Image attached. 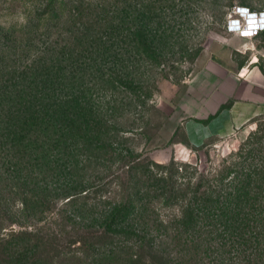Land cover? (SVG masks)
I'll use <instances>...</instances> for the list:
<instances>
[{"label": "rangeland", "instance_id": "rangeland-1", "mask_svg": "<svg viewBox=\"0 0 264 264\" xmlns=\"http://www.w3.org/2000/svg\"><path fill=\"white\" fill-rule=\"evenodd\" d=\"M81 1L85 19L91 17L93 21V37L90 43H76L73 49H65L61 63L64 82L59 89L63 99L77 96L78 102L88 103L90 119H94L87 133L95 146L81 154L80 166H85L79 172L87 192L80 202L88 204L89 209L79 212L72 205L65 206V199L60 197L55 204L43 208L44 213L22 216V204L16 200L12 202V213L0 218V238L14 230L28 231L41 237L40 251L58 246L60 254H54L62 257L77 251L79 243L73 241L96 224V217L102 219L135 189L157 188L155 179L162 175L172 176L173 184L150 192L148 198H135L139 204L151 207L143 216L152 229L159 223L170 226L169 221L178 220L186 208H201L198 190L211 185L217 197L216 192L233 190L225 183L234 174L245 179L250 173L255 181L248 187V201L241 199L237 209L238 238L234 248L219 250L217 244L205 261L212 264L217 259L220 264L223 254L237 264H264V116L219 137L200 131L197 138L202 142L214 135L201 148L184 143V125L191 121L184 98L190 80L201 69L215 64L237 68L257 59L254 53L264 65V48L259 46L264 40L256 37L254 43L247 41L244 45L252 52H239L237 43H233L235 34L227 30L236 6L264 10V0ZM46 2L0 0V25L5 29L13 26L20 35L31 19L39 23V32L30 34L36 44L35 54L43 51L51 39L49 32H43L45 21L37 20ZM230 168L236 172L228 174L220 186L216 180H221ZM72 177L68 169L62 176L50 179V184L56 186ZM169 187L176 190L172 197L164 191ZM78 216L85 222L80 223ZM196 218L214 219L215 215L199 212ZM134 226L138 227L136 223ZM160 233H165L163 228ZM136 240L131 232L119 234L115 243L131 245ZM19 253L16 251L17 257ZM66 258L71 264H79L72 255Z\"/></svg>", "mask_w": 264, "mask_h": 264}, {"label": "trees", "instance_id": "trees-1", "mask_svg": "<svg viewBox=\"0 0 264 264\" xmlns=\"http://www.w3.org/2000/svg\"><path fill=\"white\" fill-rule=\"evenodd\" d=\"M85 11L81 0H47L44 9L37 13V20L45 21L43 32H49L51 39L37 54L33 53L36 44L30 37L32 32H39L36 19L28 21L20 35L13 26L5 29L0 25V218L12 213V202L16 200L22 204V216L42 214L43 208L55 204L60 197L65 199V206L72 205L79 212L89 209L88 204L80 202L87 192L79 172L85 166H80L81 154L95 146L87 133L94 119H90L88 103L78 102L77 96L63 99L59 89L64 82L61 63L65 49H73L76 43H90L93 37V21L91 17L85 19ZM184 139L190 145L186 136ZM206 141L191 146L201 148ZM68 169L73 176L70 181L50 184V179L62 176ZM233 169L216 180L220 186L228 174L236 172ZM237 174L225 183L233 187L232 191L226 188L220 193L221 188L214 197L217 190L211 185L198 190L201 208H186L178 220L169 221L170 226L159 223L155 229L143 216L151 207L139 204L135 198H148L159 187L165 189L167 184H173V177L156 178L157 188H134L126 199L102 215V219L96 217V224L73 241L79 243L76 252L64 253L62 257L54 254H60L58 246L40 251L41 237L24 230L11 231L0 238V264H67L68 255L79 264H208L205 258L215 252L217 244L219 250L223 247L228 251L237 242V209L241 199L248 201V187L255 181L250 173L245 179H239ZM169 189L164 191L172 197L176 190ZM199 212L215 218L201 221L196 218ZM132 215L134 218L130 219ZM79 219L80 223L85 222L84 217ZM97 224L101 225L99 229ZM161 228L165 233H160ZM131 232L137 237L135 244L115 243L119 234ZM16 251H20L18 257ZM220 259V264H237L223 254ZM211 263L219 264L217 259Z\"/></svg>", "mask_w": 264, "mask_h": 264}, {"label": "crops", "instance_id": "crops-1", "mask_svg": "<svg viewBox=\"0 0 264 264\" xmlns=\"http://www.w3.org/2000/svg\"><path fill=\"white\" fill-rule=\"evenodd\" d=\"M234 37L237 39L235 41L234 38L233 43H237L239 52L249 50L251 53L252 48H247L244 43H254L257 38L263 41L264 32L257 38H245L236 34ZM259 46L264 48V44ZM254 56L257 59L233 69L210 65L201 69L190 80L184 98V105L189 112L187 116L191 120L184 125L189 146L202 142L197 138L200 131L205 134L213 132L219 137L238 131L250 120L264 116V65L257 53ZM213 136H208L206 140Z\"/></svg>", "mask_w": 264, "mask_h": 264}, {"label": "built area", "instance_id": "built-area-1", "mask_svg": "<svg viewBox=\"0 0 264 264\" xmlns=\"http://www.w3.org/2000/svg\"><path fill=\"white\" fill-rule=\"evenodd\" d=\"M227 30L240 37H258L264 32V10L251 9L245 5L236 6L229 17Z\"/></svg>", "mask_w": 264, "mask_h": 264}]
</instances>
